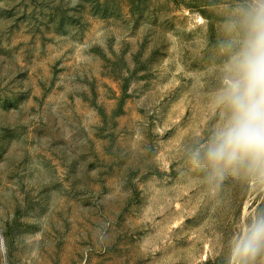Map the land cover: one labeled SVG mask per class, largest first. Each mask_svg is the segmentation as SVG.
<instances>
[{"label":"rangeland","instance_id":"1","mask_svg":"<svg viewBox=\"0 0 264 264\" xmlns=\"http://www.w3.org/2000/svg\"><path fill=\"white\" fill-rule=\"evenodd\" d=\"M261 11L0 0V264H264V166L207 155Z\"/></svg>","mask_w":264,"mask_h":264},{"label":"clouds","instance_id":"2","mask_svg":"<svg viewBox=\"0 0 264 264\" xmlns=\"http://www.w3.org/2000/svg\"><path fill=\"white\" fill-rule=\"evenodd\" d=\"M239 78L229 85L233 114L208 150L214 163L250 159L264 166V11L253 21L252 32L236 58ZM264 244V218L254 222L237 251L252 254Z\"/></svg>","mask_w":264,"mask_h":264},{"label":"trees","instance_id":"3","mask_svg":"<svg viewBox=\"0 0 264 264\" xmlns=\"http://www.w3.org/2000/svg\"><path fill=\"white\" fill-rule=\"evenodd\" d=\"M259 217H260V215H259ZM260 218H261V219H262V218H264V215H261V217H260Z\"/></svg>","mask_w":264,"mask_h":264}]
</instances>
